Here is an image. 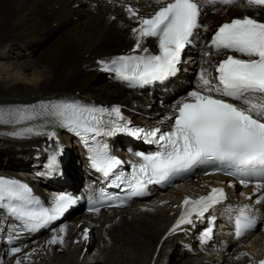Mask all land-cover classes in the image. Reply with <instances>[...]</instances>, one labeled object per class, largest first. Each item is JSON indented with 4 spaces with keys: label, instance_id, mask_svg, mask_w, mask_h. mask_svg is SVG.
<instances>
[{
    "label": "snow or ice",
    "instance_id": "snow-or-ice-1",
    "mask_svg": "<svg viewBox=\"0 0 264 264\" xmlns=\"http://www.w3.org/2000/svg\"><path fill=\"white\" fill-rule=\"evenodd\" d=\"M155 3L162 6L150 17L139 16L138 9L131 5L126 10L139 25L131 30L136 37L134 51L141 50L144 38L155 37L159 54L120 56L110 62L115 66L111 70L130 87L162 81L174 75L181 54L191 42L195 30L203 27L207 31V27L199 23L201 0H155ZM220 3L232 5L235 0H220ZM247 4L264 8V0H247ZM206 47L217 54L224 51L239 55L227 54L226 58L213 65L216 75L209 68L200 69L197 90L176 101L174 116L168 117L173 123L167 131L130 128L126 123L121 124L124 117L118 106L108 109L68 100L15 109L7 114L8 119L0 111V123L25 124L43 119L45 123L22 127L9 135H46L52 140L56 138V131H45L51 124L80 138L89 153L91 166L105 179L113 175L110 186L125 193L112 194L102 188L99 199L88 197L89 212L99 214L105 206H123L134 197L146 195L149 184L168 181L201 164H212L215 172L238 176L240 184L248 187L250 180L246 177L264 176V21L245 15L225 22L217 28ZM143 51L147 53V49ZM204 55L210 57L212 52L206 51ZM101 63L106 69L110 68L104 61ZM105 115H114L116 119L106 122ZM122 132L143 137L147 143L157 146L156 151L135 153L139 162L132 164L129 176L122 171L114 172L123 161L109 153L107 144L97 140V137ZM57 155L53 153L50 156L49 169L56 167ZM209 174L212 173L205 172V175ZM254 189L246 198L252 200L255 196L256 204H264V180L257 182ZM225 199V192L220 187H212L207 195L198 199L186 196L180 205L183 211L170 233L184 224H193V215L205 218L210 209ZM4 201L9 213L30 227L46 226L58 220L77 202L73 196L60 194L54 197L51 207H45L26 183L0 177V202ZM250 211L249 205L239 209L235 219L238 237L256 223L255 218L248 214ZM209 223L214 224L215 217ZM212 232V227L204 230L203 242L211 238ZM59 233L66 234V226L60 227ZM82 236L83 239L88 238L87 228L83 229ZM47 243L62 245L64 235H57L54 231ZM21 252L20 247L10 250L12 256ZM32 254L25 253V260ZM246 255L241 253L237 259ZM14 264H24V261L16 259ZM257 264H264V260Z\"/></svg>",
    "mask_w": 264,
    "mask_h": 264
},
{
    "label": "bare ground",
    "instance_id": "bare-ground-1",
    "mask_svg": "<svg viewBox=\"0 0 264 264\" xmlns=\"http://www.w3.org/2000/svg\"><path fill=\"white\" fill-rule=\"evenodd\" d=\"M74 3L77 5L75 6ZM129 5L138 9L141 17L148 15L154 7L160 6L155 0H0V103L27 104L37 101L41 104L48 101L68 100L108 107L110 103L115 102L125 106L129 110L127 112L131 113V110L141 112V116L132 113L134 120L141 123L169 114L176 101L183 96L187 97V94H178L173 98H176L175 101L159 106L153 99V96L159 92L151 90L152 98L147 97L146 103H138L145 95L132 93L116 86L111 80L115 78L114 73L101 63L104 61L111 64L113 59L125 56L127 52H138L130 49L136 42L135 34L131 30L139 25L135 18H130L126 10ZM242 5L245 9H240L239 6L229 10L216 9L213 14L210 13L211 10L203 9L206 14L202 23L207 27V31L204 32L209 34L219 22L242 14L258 15V19L264 21V10L257 11L253 10L252 6ZM76 16L81 20L74 23L75 30L70 33L71 44L61 52L59 58L51 64L44 63L41 70L28 67L30 56L54 34L53 28L60 29L64 24L74 22ZM20 24L26 26L22 28L20 36H17L18 42H21V50L24 52L22 58L25 63L21 66L16 63V59L11 56L8 49L19 46L14 39L15 31L7 30L10 27L16 28ZM202 36L196 42L195 49L188 50L189 60L182 65V72L177 78L179 81L175 82L176 85L180 86L181 82H188L187 72L189 68L194 67L192 63L194 59L198 60L195 63L199 70L197 69L192 88L197 89L202 67L209 68L215 75L213 65L224 56L213 54L210 57L204 56L205 51H210L205 45L209 35L204 41ZM153 47V39H143L141 49H147L149 53ZM105 75L111 82L107 89L113 90L105 89L103 84ZM98 76L103 78V85L99 84L101 86L94 83ZM159 99L164 101L166 97L161 94ZM150 101L152 103L148 110L144 104H149ZM157 109L159 113L155 115L153 111ZM143 115H153V117L145 118ZM41 123H45V120L37 119L12 126L0 125V170L12 169L22 178L34 182L40 171L31 163V157L27 154L37 153L43 146L52 148L69 145L73 150L69 148L66 171L72 170L68 178L70 181L73 180L74 170L77 175L80 169H84V164L64 129L49 124L45 131H56V138L52 140L46 135L29 134L23 137L9 135L22 127ZM18 155L16 164L10 162ZM223 180L219 176L199 177L196 181H188V185L195 191L205 192L219 184L225 186V189L232 194L228 195L229 200L238 199L234 193L239 187L225 183ZM255 199V196L252 200L247 199L246 203L251 204ZM181 202L180 193L170 188L163 193H153L146 200L128 208L86 216L75 212L46 235L31 239L16 256L3 255L2 264H14L16 259L23 260L24 264H157V262L163 264L166 248H171L170 252H175L172 256L171 253L168 254L165 264H257L261 259L262 255H259V251L264 254V227L257 230L254 241L242 246L238 245L229 234L221 235L218 228L213 230L207 242L202 240L201 227H196L192 232L185 230L180 234L170 233L168 229ZM252 209L260 216L264 215L262 213L264 204L255 203ZM62 226H66V234L59 233V228ZM84 228L88 229V240L91 239L90 233L93 231L97 233V251L90 248L91 250L86 253L84 250L85 239L82 236ZM54 231L57 235H64L62 245L47 243ZM88 244L89 241L85 246L87 247ZM186 246H190L191 251H188ZM30 252L33 254L25 260L24 254ZM241 253L248 255L237 259Z\"/></svg>",
    "mask_w": 264,
    "mask_h": 264
},
{
    "label": "rangeland",
    "instance_id": "rangeland-1",
    "mask_svg": "<svg viewBox=\"0 0 264 264\" xmlns=\"http://www.w3.org/2000/svg\"><path fill=\"white\" fill-rule=\"evenodd\" d=\"M34 4V3H32ZM77 5V4H76ZM75 5V6H76ZM83 15V14H82ZM78 20H81V18L77 17L74 18V22H67L68 24L65 25L64 24V27L60 28V29H55L54 31V34L52 36H50L44 43V45L42 47H38L37 49H35V53L33 55H31L29 61H28V67L30 66L31 68L33 67V69L35 70H41V68H43L42 66H44L45 64L44 63H47V64H51L53 63L56 59L59 58V55L61 54V52L65 49V48H68V46L71 44L70 43V39H71V34L73 30H75L74 28V23ZM26 26L25 25H22L20 24L19 26H17L16 28L14 27H10L8 28V32H13V30L15 31L13 34L15 35L14 36V39L16 41L17 44H19L18 47H9L6 46L5 49H9L10 53L12 54L11 56H13L15 59H16V63L18 65H23L25 63L24 59L22 58V54L24 53L22 50H21V46H20V41L18 42V37L17 36H20L21 34V30H23ZM53 27V26H52ZM23 28V29H22ZM21 50V54H20V50ZM19 54V55H18ZM78 60V59H77ZM75 60V61H77ZM34 64V66H33ZM199 70V69H198ZM101 75V74H100ZM106 76V75H105ZM101 76H98L96 77V81L94 83H96V85H99V84H102V79L103 78H100ZM105 81L103 82V84L105 85V89L108 88V86H110V78L109 77H104ZM102 84V85H103ZM101 86V85H99ZM107 86V87H106ZM115 89V87H114ZM108 90H113V89H107ZM132 94V93H131ZM143 101H145L144 99H141ZM83 215H87V214H83ZM93 215V214H92ZM96 233V232H95ZM95 233H90L91 235V239H89V244L88 246H84V250L86 251V253L88 251H90L91 249H94V251H97V242H98V235L96 233V236H97V239L95 240L96 236H95ZM89 238V236H88ZM93 240H95V242H93ZM91 244H93L91 246ZM88 248V249H87ZM91 248V249H90ZM105 252H106V249H105ZM173 252L175 251H172L170 252L171 256L173 255ZM174 259V258H173ZM162 263V259L160 261ZM158 264V262H157Z\"/></svg>",
    "mask_w": 264,
    "mask_h": 264
}]
</instances>
